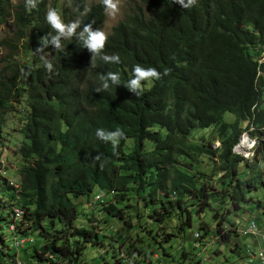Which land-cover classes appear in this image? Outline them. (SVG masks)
I'll list each match as a JSON object with an SVG mask.
<instances>
[{
  "label": "trees",
  "instance_id": "1",
  "mask_svg": "<svg viewBox=\"0 0 264 264\" xmlns=\"http://www.w3.org/2000/svg\"><path fill=\"white\" fill-rule=\"evenodd\" d=\"M11 1L0 0V26L13 17L20 39L32 32L40 38L55 35L45 19L49 8L59 11L65 23L79 20L78 32L89 23L93 30H102L106 22L102 0H39L31 11L25 0ZM62 45L59 50L47 45L49 58L28 66L27 72L21 73L17 62L0 71V148L5 146L6 114L15 111V102L28 107L20 118L24 164L19 187L2 183L0 160V264H17L19 259L10 231L16 209L23 211L16 220L21 238L33 234L43 241L31 246L24 264L79 263L85 261L84 250L104 246L103 239L109 241V250L101 257L111 252L114 264H122L116 255L122 246L146 260L148 254L132 239L120 232L106 236L108 219H124L118 206L127 201H136L135 209L144 203L148 222L158 227L145 232L163 256L172 258L166 246L174 239L188 240L178 261L194 251L196 242L206 245L216 239V254L229 246L231 254L242 257V242L233 241L242 239L239 218L231 220L230 214L255 212L264 220V198L254 196L264 193V180L260 187L233 181L241 176L240 167L264 164V0H197L189 9L172 0H134L108 36L103 53L118 54L119 64L93 60L76 37L62 40ZM45 60L53 64L51 73ZM136 64L170 72L144 82L137 97L125 88ZM109 71L120 74V85L109 82L107 90L97 92L101 76ZM226 114L234 121L226 122ZM117 128L125 138L115 148L96 136L97 129ZM195 130L202 131L196 136ZM213 132L219 148L209 139ZM245 133L257 140L254 162L233 152ZM206 161L218 164L217 170L203 171ZM101 191L103 202L96 200ZM79 199L85 203L78 205ZM189 211L200 224L186 239L193 228ZM206 211L212 223L204 221ZM81 216L86 225H78ZM139 219L134 228L141 227ZM168 221L176 225L169 228ZM197 264L207 263L200 259Z\"/></svg>",
  "mask_w": 264,
  "mask_h": 264
},
{
  "label": "rangeland",
  "instance_id": "2",
  "mask_svg": "<svg viewBox=\"0 0 264 264\" xmlns=\"http://www.w3.org/2000/svg\"><path fill=\"white\" fill-rule=\"evenodd\" d=\"M21 0H12L11 3H18ZM101 0H87L89 4L100 2ZM49 4H51L52 0H48ZM134 4V0H121L120 2V13L116 16L115 19L110 18L106 14V22L104 26L102 27V30L105 31L108 36L112 33L113 28L123 19V17L128 13ZM50 7V6H49ZM17 50H13V47ZM41 47L40 44V37H38L35 33H31L28 38L20 39L15 31V23L13 21V17L8 19L5 23H3L0 26V71L3 70L6 65L9 64V62H17L20 64V72L24 73L28 71V66L32 65H39L42 63L44 59H48L50 56L49 52H46L45 48L44 51L46 52V55L44 56V59H41V54L36 52V49ZM264 77V74L262 75ZM24 99L25 97L22 96ZM264 105V104H263ZM27 104L24 101L21 102H15V111L9 112L6 114V122H5V128H4V139H5V146L0 148V160L1 163V181L2 183H6L7 185L10 184V182L16 183V181H19V179L22 178L23 173V160L22 157L19 154V149L21 147V144L24 140V136L20 131V118L22 115H24L27 111ZM224 120L228 123L234 121V116L231 114H226ZM158 130L159 127H156ZM202 130H195L193 132L196 133L195 135L198 136L199 133ZM216 132H213L209 135V139L211 142H214V148H219L220 143L218 141ZM242 137L247 138V142H249V145L252 148V145L254 144V138L246 133ZM241 137V138H242ZM246 142V143H247ZM209 144V143H208ZM257 147V145H256ZM244 149H247V147H243ZM249 153L245 154L247 156ZM263 163L260 166H257V173L255 174V169L251 168H245L240 167L239 173H241V176L237 177V179H234L233 181H239L243 184H247L249 181H252L257 187H260V181L264 180V172L261 171L263 167ZM218 164L216 167H213V165L206 161L204 164L201 165V169L205 172L211 173L217 170ZM260 168V169H259ZM260 174L258 175V173ZM219 174V172L217 173ZM216 174V175H217ZM9 183V184H8ZM214 187L219 188V180L215 179ZM1 193H4L2 191ZM254 196L260 197V199L264 198V193L260 192L258 194L254 193ZM76 203L82 204L85 203L83 199H79L78 201L75 200ZM136 201H131L129 203L128 201L124 205H119L118 208L124 211V219H114L109 218L108 225L106 227V236H110L113 234V232H120V235L122 234L128 241L132 239L137 247H139L142 251L147 253L148 261L152 260L155 264H178V258L177 255L180 252V250L183 247H186L188 245V240H183L182 243L179 241H176L175 239L172 241L170 245L166 246L167 252L172 256V258L166 257L162 255V251L157 247V244L154 243L152 240L150 234H147L145 232V229L148 228L153 229V232L156 231L158 228L157 226L151 225L148 220V213L145 212L143 209L144 203H141V205L136 207L135 204ZM128 206V207H126ZM246 207V205H244ZM149 212V209L146 208ZM98 208L96 209V211ZM87 212V211H85ZM98 213V212H97ZM253 214H256L253 212ZM226 215V214H225ZM137 216L140 217L139 224H141V227H133L134 225L137 226ZM187 216H191L192 222H193V228L187 230V236L186 239L190 238V236L198 230L200 220L195 215L194 211H189ZM250 215L246 214V211L242 212H234L229 216V219L235 220L236 218H239L240 227H243L245 224V221ZM256 217L255 215H252ZM228 217V215H226ZM241 217V218H240ZM99 220L104 219L101 217H98ZM204 221L207 223H212V215L211 212L206 211ZM263 221V220H262ZM130 223L131 225L128 226L125 223ZM85 217L81 216L78 220V225H86ZM169 228H173L176 223L174 221H168L167 222ZM179 224H181V221H179ZM59 226V225H58ZM214 226V225H213ZM5 234L7 237L10 236V232L7 228L4 229ZM178 235V233L176 234ZM30 238V244L23 245L19 250V259L26 262L27 257L32 251L33 245L41 246L43 241L41 239H37L35 235L31 234ZM177 238H181V235L179 234ZM103 239V238H102ZM234 242H239L241 244L242 242V257H239L237 254H231L230 247L224 246L220 249V253L216 254L217 247L211 249V252L208 254H203L204 257L207 259H213L215 263L226 261L227 259L224 258L227 256L228 259H230L234 264H248L249 259L246 258V247L253 245L254 241L252 238H245L242 239H233ZM104 246L99 245H91L87 249L84 250L83 253V259L87 262H91L88 264H114V258L113 254L111 252L106 253L104 257H101V254L103 251L109 250V241L106 239H103ZM111 242H113L111 240ZM38 243V244H37ZM181 244V245H180ZM230 245V243H229ZM232 245V243H231ZM193 253L195 251H192ZM191 252V253H192ZM199 252H195L194 254L197 255ZM187 254V253H186ZM158 255V257H157ZM135 257L138 259H141L138 254H135ZM157 257V259H156ZM105 259V260H104ZM207 259H204L207 261Z\"/></svg>",
  "mask_w": 264,
  "mask_h": 264
},
{
  "label": "clouds",
  "instance_id": "3",
  "mask_svg": "<svg viewBox=\"0 0 264 264\" xmlns=\"http://www.w3.org/2000/svg\"><path fill=\"white\" fill-rule=\"evenodd\" d=\"M39 0H25V8L27 11H31L38 6ZM120 2L121 0H102L106 14L115 19L120 13ZM173 3L179 4L182 8L189 9L197 4V0H172ZM46 22L54 30L55 35L51 36L50 39L47 37L40 38L41 47L36 49L37 53L41 54V59H44L46 52L44 48L51 44L54 49H62V40H69L73 37L78 38L82 41L83 47L86 48L92 55V59L100 58L105 63H116L119 64L120 56L118 54L106 55L104 49L108 41V34L101 30H93L92 24L84 25L83 29L79 32L77 29L81 28V22L75 20L69 23H65L61 13L55 8H49L46 13ZM94 23V22H93ZM44 67L46 71L51 73L53 71V64L45 60ZM133 78L127 81L125 88L134 93L137 97L142 95L144 91V82H153L162 79L164 75H168L170 70L165 69L163 73L158 71L155 67H142L140 64H136L133 67ZM101 87L97 88L96 91L100 92L102 90H107L111 85H120V74L118 72L109 71L101 76ZM96 136L104 141L111 142L112 146L115 148L119 145L121 139L125 138L124 132L117 128L115 131H105L104 129H97ZM254 143V142H253ZM98 160L99 155L94 157Z\"/></svg>",
  "mask_w": 264,
  "mask_h": 264
},
{
  "label": "built area",
  "instance_id": "4",
  "mask_svg": "<svg viewBox=\"0 0 264 264\" xmlns=\"http://www.w3.org/2000/svg\"><path fill=\"white\" fill-rule=\"evenodd\" d=\"M243 139L244 137L240 138L239 143L234 147L233 152L237 155L244 157L250 162H254L255 160H252V159L254 157V151L256 149L257 140L254 139V144L252 145V148L248 147L247 149H244V148H241V145L244 141ZM247 145H249V142H247ZM247 153L249 154L245 156V154ZM11 184L15 185V187H19L18 183L11 182ZM104 195H105V192L101 191L97 195L96 200H100L101 202H103ZM16 212H17L16 217L14 221H12L10 224V231L14 235V247L16 248V250H19L23 245L30 242V238L23 239L21 238V235L18 234V230H17L18 222H16V220L22 214L23 211L21 209H16ZM253 215H255L256 217L250 215L245 221L244 226L239 228L238 233L240 234V236H242V238L243 237L252 238V240L254 241L253 245L246 247V258L249 259L248 264H264V220L262 221L260 219V216L258 217L256 214H253ZM196 237L198 238L199 235L196 234ZM215 241L216 239L210 240L206 245H203L200 242H196L194 244V251L199 252V253L197 255H195L194 254L195 252L193 253L192 251H191L192 253L191 252L187 253L184 259L178 261V264H197V262L200 259H202V261L205 262L206 260L204 259H207V258L204 257L203 254L210 253L212 247L213 248L216 247ZM102 254L104 255V251L102 252ZM116 255H117V259H121L122 264H149L150 261H152V260L148 261L147 259L146 260L137 259L135 257V254L130 255L128 253L126 246L118 247ZM47 258L52 259L51 256H48ZM32 263H36V262H31V264ZM88 263H91V262L80 261L79 263H75V264H88ZM206 263L207 264H234L233 262H229L227 260L215 263L213 259H207ZM17 264H24V262L21 259H18ZM37 264H40V263H37ZM58 264H61V262H58Z\"/></svg>",
  "mask_w": 264,
  "mask_h": 264
},
{
  "label": "bare ground",
  "instance_id": "5",
  "mask_svg": "<svg viewBox=\"0 0 264 264\" xmlns=\"http://www.w3.org/2000/svg\"><path fill=\"white\" fill-rule=\"evenodd\" d=\"M244 141H243V143H242V145H241V148H243V147H249V148H251V146L250 145H247V138L246 137H244V139H243ZM21 234H23L22 232H21ZM29 245V244H28Z\"/></svg>",
  "mask_w": 264,
  "mask_h": 264
},
{
  "label": "crops",
  "instance_id": "6",
  "mask_svg": "<svg viewBox=\"0 0 264 264\" xmlns=\"http://www.w3.org/2000/svg\"><path fill=\"white\" fill-rule=\"evenodd\" d=\"M26 264H31V262H27ZM32 264H37V263H32Z\"/></svg>",
  "mask_w": 264,
  "mask_h": 264
}]
</instances>
